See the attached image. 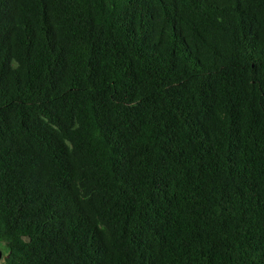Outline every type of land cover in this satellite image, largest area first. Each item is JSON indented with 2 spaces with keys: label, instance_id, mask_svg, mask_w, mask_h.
I'll return each mask as SVG.
<instances>
[{
  "label": "trees",
  "instance_id": "obj_1",
  "mask_svg": "<svg viewBox=\"0 0 264 264\" xmlns=\"http://www.w3.org/2000/svg\"><path fill=\"white\" fill-rule=\"evenodd\" d=\"M3 264H264V0H0Z\"/></svg>",
  "mask_w": 264,
  "mask_h": 264
},
{
  "label": "rangeland",
  "instance_id": "obj_2",
  "mask_svg": "<svg viewBox=\"0 0 264 264\" xmlns=\"http://www.w3.org/2000/svg\"><path fill=\"white\" fill-rule=\"evenodd\" d=\"M0 247H1V250H2L4 253H6V248H5V246H3L2 244H0ZM0 264H3V261H2V260L0 261Z\"/></svg>",
  "mask_w": 264,
  "mask_h": 264
},
{
  "label": "water",
  "instance_id": "obj_3",
  "mask_svg": "<svg viewBox=\"0 0 264 264\" xmlns=\"http://www.w3.org/2000/svg\"><path fill=\"white\" fill-rule=\"evenodd\" d=\"M1 256H2V253H1V251H0V259H1Z\"/></svg>",
  "mask_w": 264,
  "mask_h": 264
}]
</instances>
